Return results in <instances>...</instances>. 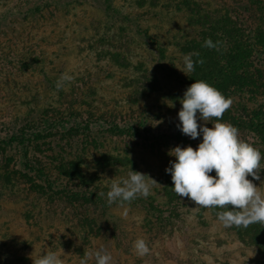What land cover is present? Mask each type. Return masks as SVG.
Here are the masks:
<instances>
[{"label":"trees","instance_id":"16d2710c","mask_svg":"<svg viewBox=\"0 0 264 264\" xmlns=\"http://www.w3.org/2000/svg\"><path fill=\"white\" fill-rule=\"evenodd\" d=\"M124 33L140 41L132 44L146 51L158 75L119 51ZM0 34L13 39L2 43L0 62L37 78L31 83L36 105L23 115L0 116L2 186L38 204L37 212H25L34 221L59 210L61 223L80 229L77 239L92 252L110 239L101 213L121 204L109 205L106 193L136 171V152L151 148L170 167V149L195 150L202 142L176 126L180 100L193 81H206L232 103H246L250 111L236 116L230 106L220 121L264 142V70L256 61L264 56V0H0ZM206 38L218 41L217 48L203 47ZM193 53V61L203 63L184 74L178 56ZM65 75L71 79L58 88ZM130 76L136 78L125 84ZM259 175L264 180L263 169ZM169 190L167 184L164 192ZM143 197L124 204L140 206ZM234 227L255 241L264 264V224ZM90 239L96 246L86 244ZM112 264L123 262L115 258Z\"/></svg>","mask_w":264,"mask_h":264},{"label":"rangeland","instance_id":"374dc122","mask_svg":"<svg viewBox=\"0 0 264 264\" xmlns=\"http://www.w3.org/2000/svg\"><path fill=\"white\" fill-rule=\"evenodd\" d=\"M137 11L140 13L142 9ZM178 21L185 26L183 20L178 18ZM123 36L126 37L123 40L124 47L119 51L126 52L124 56L129 58L130 64L152 70L158 75V71L151 67L152 63L146 51L138 48L140 41L134 43L126 33ZM4 40L13 41L9 34L7 38L1 36L0 47L5 46L2 44ZM86 51L84 48L83 54ZM168 52L172 53L173 48H169ZM178 57L179 64L182 63L183 67V57ZM256 61L259 69L264 70V56H257ZM84 64L89 67L92 61L87 59ZM83 67L84 65L82 69ZM134 78L136 77H128L125 84H130L129 80ZM36 80L35 74H22L10 65L0 62V116L23 115L26 110L36 105L37 99L33 97L36 89L31 85ZM231 109L236 116L250 111L249 106L242 101L233 102ZM154 115L151 113L149 118H154ZM151 125L157 124L153 121ZM160 128L161 126L158 127ZM238 136L260 150V166L264 170V142L241 129ZM160 158L161 156L155 155L151 148L137 151L135 154L133 165L136 172L146 174L156 182L151 185L149 195L143 197L142 205H115L101 213L102 221L108 224V230L111 231L110 239L104 240L101 246L104 247L107 242L105 248L111 252L112 262L116 258L123 264H260L262 256L259 248L255 246V241L241 235L234 226L224 227L217 219V208L199 207L187 197L174 193L171 175L166 179L163 177L166 167L161 165ZM210 174L214 176L215 171ZM247 178L252 179L250 176ZM145 179L147 181L148 177ZM253 183L259 186L258 190L264 194V180H253ZM167 184L170 193L164 192ZM136 198L139 199L140 196ZM37 206L34 200L29 197L25 199L17 190L8 193L0 181V264H33L35 259L48 251L60 255L64 264H80L82 259L86 264H94V257L87 255L92 253V248L82 245L77 239L80 229L62 224L61 217L57 214L59 210L49 209L44 222L26 217L25 212L27 211L29 216L31 212H37ZM41 211L40 208L42 217ZM67 218L73 221L72 214ZM138 238H143L150 249L144 256H138L135 252L133 245ZM96 242L95 239H90L86 244L94 247ZM79 248L81 257L75 255V250ZM24 257L27 260L23 262Z\"/></svg>","mask_w":264,"mask_h":264},{"label":"clouds","instance_id":"9594fccd","mask_svg":"<svg viewBox=\"0 0 264 264\" xmlns=\"http://www.w3.org/2000/svg\"><path fill=\"white\" fill-rule=\"evenodd\" d=\"M219 42L206 38L203 47L217 48ZM192 55L183 57V73L194 71L202 59L193 61ZM70 76H62L57 82L61 87ZM182 105L177 113L178 130L190 139L202 137L195 150L191 145H179L169 151L174 161L165 168L173 182L172 190L177 196L187 197L202 208H220L217 219L224 227H247L253 223L264 224V194L253 183L260 180L259 172L261 152L252 144L241 140L238 129L226 122H221L223 113L231 106V98L225 97L218 89L204 80L193 81L184 91L180 100ZM215 118L211 127L198 121L207 122ZM215 171V175L210 173ZM252 177L248 179L247 177ZM145 177H148L146 181ZM156 182L146 174L130 170L127 179L114 181L106 193L107 203L121 205L137 196L147 197L150 187ZM138 256H144L150 249L143 238L134 242ZM91 255L95 264H112L111 253L103 246L95 249ZM33 264H64L63 258L54 251L40 255ZM80 264H86L82 259Z\"/></svg>","mask_w":264,"mask_h":264}]
</instances>
